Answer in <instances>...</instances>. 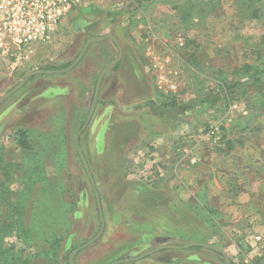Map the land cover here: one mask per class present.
Returning a JSON list of instances; mask_svg holds the SVG:
<instances>
[{"label": "rangeland", "instance_id": "1", "mask_svg": "<svg viewBox=\"0 0 264 264\" xmlns=\"http://www.w3.org/2000/svg\"><path fill=\"white\" fill-rule=\"evenodd\" d=\"M108 34L122 46V59L104 76L80 136L105 228L76 253L74 264H110L190 242L214 245L235 264H264V83L253 80L264 81V0H99L73 11L24 66L13 73L0 68V96L30 71L67 67L88 39ZM117 55L110 39L92 43L73 70L33 75L0 105L5 158L24 159L16 134L28 131L35 149L45 150L50 177H60L77 197L75 228L58 264H69L73 247L101 226L75 135L101 70ZM137 62L144 82L135 73ZM171 97L176 107L167 105ZM10 189L15 196L19 182ZM161 195L169 197L177 225L192 219L189 233L152 227L137 216L145 199ZM8 214L1 207L0 226ZM4 244L5 256L24 251L32 264H49L41 247H25L15 235ZM220 254L186 248L172 256L225 264Z\"/></svg>", "mask_w": 264, "mask_h": 264}, {"label": "trees", "instance_id": "2", "mask_svg": "<svg viewBox=\"0 0 264 264\" xmlns=\"http://www.w3.org/2000/svg\"><path fill=\"white\" fill-rule=\"evenodd\" d=\"M118 66L119 64L114 68ZM61 68L64 67H50L48 70ZM253 80L256 85L264 83L260 76H253ZM230 88V86L224 87L226 92H229ZM177 104L175 97L168 98L169 107H176ZM16 136L19 147L25 152L21 162L7 160L3 148L0 147V209L5 207L9 211L0 226V264H32L33 257L28 253L25 254L24 251L5 256L7 251L4 241L9 235H15L25 247L31 248L32 245L41 247V257L49 264L61 263L63 248L75 228L73 213L77 205V197L69 186L61 183L60 177L58 179L56 176L50 177L45 150L35 149L28 131L19 130ZM228 145L232 147L230 141ZM14 182H19L20 189L15 196H11L14 191L10 186ZM95 206L98 209L96 197ZM95 234L74 246L72 251L88 242ZM202 248L193 246L187 250ZM231 263L235 264L232 260Z\"/></svg>", "mask_w": 264, "mask_h": 264}, {"label": "built area", "instance_id": "3", "mask_svg": "<svg viewBox=\"0 0 264 264\" xmlns=\"http://www.w3.org/2000/svg\"><path fill=\"white\" fill-rule=\"evenodd\" d=\"M97 1L0 0V68L13 73L24 66L39 44L53 40L73 11Z\"/></svg>", "mask_w": 264, "mask_h": 264}, {"label": "water", "instance_id": "4", "mask_svg": "<svg viewBox=\"0 0 264 264\" xmlns=\"http://www.w3.org/2000/svg\"><path fill=\"white\" fill-rule=\"evenodd\" d=\"M107 39H110L111 41H113L116 44V46L118 47V55L113 61L108 63L101 70V72H100V74L98 76L97 82H96L94 98H93V101H92V105H91L90 111H89V113L87 115V118H86L84 124L82 125L81 129L75 135V143H76V146H77L78 153H79V155H80V157L82 159V162H83L84 167H85V169L87 171L88 177H89V179L91 181L92 187L94 189V193H95V197H96V201H97V205H98V209H99V213H100V218H101V226H100L99 232L92 239H90L88 242H86L82 246L76 248L70 254V257H69L70 264H74V258H75V255H76V253L78 251L90 246L91 244L96 242L101 237V235H102V233L104 231V228H105V220H104V217H103L101 197H100L99 191L97 189V186H96L94 177L92 175V172L90 170V167L88 165L87 159H86V157H85V155H84V153L82 151V148H81V145H80V136L83 133V131L87 128V126H88V124H89V122H90V120H91V118H92V116L94 114V111H95V108H96V105H97L98 99H99V92H100L101 83H102V80H103L104 76L109 72V70L111 68L115 67L122 59V55H123L122 46L120 45V43L117 40V38L114 35H112V34L101 35V36H97V37H93L91 39H88L86 41L83 49L79 53V55L67 67H64V68H61V69H55V70L38 69V70L30 71L29 73H27L24 76V78L17 85H15L12 89H10L9 91L5 92L3 95L0 96V105H1L8 97L13 95L16 91H18L26 83V81L28 79H30L31 76H33V75H39V74H61V73L70 72L83 59V57H84V55H85V53H86V51H87V49H88L90 44L96 43V42H101V41H104V40H107ZM193 246H200V247L208 248V249L214 250V251H216L218 253H221L224 256L225 263L226 264H232L230 258L228 257V255L226 254V252L224 250H222V249H220V248H218V247H216L214 245H210V244L202 243V242H190V243H187V244H184V245H175V244L160 245V246H157L154 249H151V250H149V251H147L145 253H142V254H140L138 256L127 257V258H124V259H121V260L114 261V262H112L110 264H121V263H128V262L137 261L139 259H142V258H144L146 256H149L151 254H154V253H156L158 251H161V250H164V249H186V248L193 247Z\"/></svg>", "mask_w": 264, "mask_h": 264}, {"label": "crops", "instance_id": "5", "mask_svg": "<svg viewBox=\"0 0 264 264\" xmlns=\"http://www.w3.org/2000/svg\"><path fill=\"white\" fill-rule=\"evenodd\" d=\"M141 68L142 67H140L139 63L137 62L134 70L136 69L135 73H137L143 79L142 81L144 82V77H146V74L145 71ZM129 70H131L129 73L134 72L133 69ZM129 73L128 75H130ZM135 73H133V76L135 75ZM133 82L134 84L136 83V85L138 86L140 85V82L137 80H134ZM141 87H143L142 84ZM136 88L138 87L136 86ZM142 188L148 190L147 185H143ZM146 193L147 192H145L144 194L146 195ZM145 201L146 205L144 206L142 212L137 213V216L143 219L144 222L151 221L152 227L157 226L158 228H164L167 231L172 229L179 232L181 235L187 234L191 231L193 224L192 219H190V223L188 225H184L182 223L177 225L175 223L176 217L173 216L174 213H172L171 209L167 206V204L170 203L169 197H165V195H161L158 198L148 197L147 199H145ZM157 204H159L158 207H156ZM148 205L150 207L154 206L153 209H148ZM182 250L184 249H164L149 256H146L142 259H139L136 262L137 264H201L200 261L192 255L187 257L181 256L173 258L172 254H174V252L179 253Z\"/></svg>", "mask_w": 264, "mask_h": 264}]
</instances>
